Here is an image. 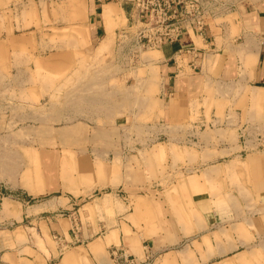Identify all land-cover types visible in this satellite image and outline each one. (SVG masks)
<instances>
[{
    "label": "crops",
    "instance_id": "obj_1",
    "mask_svg": "<svg viewBox=\"0 0 264 264\" xmlns=\"http://www.w3.org/2000/svg\"><path fill=\"white\" fill-rule=\"evenodd\" d=\"M0 1L7 4L13 0ZM84 1L87 28V34H85L87 49L84 52L93 53L92 56L96 57L95 50L99 48L101 50L98 54L99 63L115 59L113 66L120 64L124 58L123 49H125L121 46L123 41L121 37L125 35L132 37L142 27L140 22L136 23L131 5L113 0ZM219 1L230 4L232 22H222L218 20L219 17L209 19L208 27L202 34L185 23L184 31L178 40L154 49H147L151 52L144 57L141 65L152 71L157 84L155 83L156 87H150L152 84L149 77L142 81L151 88L148 98L145 99L146 105L143 102L145 106L140 102L143 91L132 92L131 96L127 97L130 100L127 104H130L131 112H124L122 91H116L111 95L100 93V105L97 102L99 97L91 96L87 109L90 116H99L102 123H104L103 118L110 114L105 113L109 109L115 117V125L125 124L129 119L133 121L136 115L147 114L149 118H152V122L156 121L158 125L164 127L189 124L192 117L196 119L192 126L196 131L206 129V126H213V128L224 126L226 129L223 130L236 131L243 142L240 141V145L230 140L214 143L218 161L233 162L243 156L245 159L251 157L256 159L254 162L257 168L264 171V0ZM108 4L117 9V17L113 16L115 20L110 25H107L103 18L104 6ZM120 13H123L126 19L124 23L117 20ZM23 36L24 34L14 36L13 24L8 22L5 11H0V47L4 49L13 41L16 44L23 39ZM68 56L72 59L74 55L69 52ZM91 64L90 61L89 65L92 67ZM20 78L21 84L27 83V79ZM94 79H90V84L97 82L101 87L113 82L120 83V79L116 77ZM11 80L12 77L9 76L0 77L2 92L7 91ZM217 87L228 88L226 90L230 92L229 98L221 97L219 94L223 93V90L217 92ZM20 91L27 92V88H21ZM234 91L239 94V97L235 95L237 101L235 104H240V100H243L242 108L233 109L226 105L233 93L237 94ZM252 94L254 98L257 96V101L260 100L263 104V119L258 117L253 119L249 113ZM21 98L20 96L18 99L21 101L20 109L27 106L22 103ZM114 98L117 102L112 105L109 99L114 100ZM213 99L220 101L221 110H223L220 114L214 110L218 109L217 106L211 104ZM119 103H122V108L118 105ZM97 104L101 111H96ZM145 109L147 113H143ZM207 110L210 111L209 120ZM26 117L21 113L19 119L24 122ZM222 117L226 118L225 123H222ZM234 117H239V120H236L237 124ZM93 123V119L92 121L73 120L67 126L54 128V130L68 129L79 132L82 128L92 131L96 127ZM115 130L120 131L118 128ZM214 131L217 132L220 129L215 128ZM70 139H66L69 140L67 143H64L66 140L53 141L52 139L53 142L50 144L44 143V140L39 142L38 139L29 144L26 140L21 141L20 146H59V148L83 146L99 148L102 151L108 147L121 148L117 152L109 151V160L101 157L90 158L91 165L86 172L72 175V181L70 180L67 185L73 191L68 193L77 197L62 196L61 199L63 205L72 208L75 204L73 199L91 194L92 197L96 196L84 206L91 204L88 205L91 211L105 215L101 217L102 223L96 219L88 221V217H84L87 225L81 226L73 237L70 233L71 228L68 226L70 224L68 218L60 216L53 219L51 217L52 221L48 223L41 216L44 210L35 213L29 211L26 214V211L23 213L21 210L23 206L21 202L14 198L9 199L10 197L3 198L5 201L1 208L5 215L19 216L20 220L29 217L31 219L28 221L29 225L37 224L39 227L37 233L42 234L38 237H43L47 244H44L43 249L37 247L36 243L35 247H32L27 243V238L29 230L34 228L29 226L15 228L10 237H0V264H113L109 257V250L114 246H122L134 256L142 255L143 248L148 247L155 255L154 264H264V205L258 208H253L251 204L235 205L232 194L229 193L228 204L222 205L221 200L217 203V200L212 199L209 193L199 192L192 194L191 198L193 207L191 210L196 213L195 220L184 221L183 224L173 219L156 220L152 203L147 202L148 205H145L146 201L137 198L138 194L133 193L139 187L140 176L135 166V162L139 159V152L130 145L131 142L127 141L126 145L121 147L120 143L109 142L104 138L96 142L90 136L84 139ZM247 162L249 163V160ZM100 163L102 167H97L96 164ZM93 164L96 166L92 174ZM36 180L38 182V178ZM45 180L47 184H52L53 179L40 177L38 182L40 184L36 182L34 187L30 186L26 191L27 196L51 192L47 191L49 190L47 187L50 186L45 187ZM32 190H36L37 193L32 194ZM125 195L128 202L124 199ZM262 195L264 198V193ZM100 202L107 203V206L104 207ZM4 203L7 205L6 210L3 209ZM154 203L159 211L170 208L166 204L163 206L156 201ZM98 205L101 207L99 210L96 209ZM109 211L112 212V217H109L107 213ZM78 218L81 221L79 215ZM52 234L62 236L61 245L66 247L62 253H59V244L55 243Z\"/></svg>",
    "mask_w": 264,
    "mask_h": 264
},
{
    "label": "rangeland",
    "instance_id": "obj_2",
    "mask_svg": "<svg viewBox=\"0 0 264 264\" xmlns=\"http://www.w3.org/2000/svg\"><path fill=\"white\" fill-rule=\"evenodd\" d=\"M229 5L220 3L218 20L232 22ZM0 11H5L8 22L13 24L14 36L24 34L23 39L16 44L13 41L4 49L0 47V77H12L7 91L0 90V237H10L15 228L29 226L34 229L29 230L27 243L32 247H35L36 243L40 249L47 244L43 237H38L42 234L37 233L39 231L37 224L29 225L28 221L31 220L29 217L20 220L19 216L5 215L1 208L5 201L3 198L10 197L9 199L14 198L21 202L23 205L21 210L23 213L26 211V214L29 211L35 213L44 210L41 216L48 223L52 221L51 217L68 218L70 220L68 226L73 237L81 226L87 225L84 217H88V221L99 220V223H102L101 217H105L100 212L91 211L88 206L91 204L84 206L91 199L96 198V196L92 197V194L73 199L75 204L72 208L63 205L61 199L62 196L77 197L68 193L72 190L67 185L70 180L72 181V175L86 172L91 165L90 158L101 157L109 160L108 152H117L121 148L108 147L102 151L99 148L83 146L63 148L20 146L21 141L26 140L29 144L34 143L36 139L50 144L58 139L75 140L90 136L95 142L104 138L109 142L120 143L121 147L126 145L127 141L131 142L130 145L139 152V159L136 162L134 159V162L140 176L139 187L133 193L138 194L137 198L144 199L145 205L152 203L156 220L173 219L179 224L195 220L196 213L191 210L193 209L191 198L192 194L199 192L209 193L217 203L221 200L222 205L228 204V193L232 194L235 205L251 204L253 208L264 205L262 200L264 171L257 168L254 162L256 159L251 157L245 159L244 156L233 162L217 159L214 143L230 140L240 145L239 142H243L236 131L223 130L226 129L224 126L219 128L206 126V129L196 131L192 127L196 120L194 117L189 124L164 127L158 125L156 121L152 122V118L147 114L136 115L133 121L129 119L125 124L116 125L115 117L109 109L103 110L106 111L105 113H110L103 118L104 123L99 116L89 115L87 107L91 96H98L99 104L100 93L111 95L116 91H122L124 112H131L130 104H127L130 100L127 97H130L132 92L143 91L140 102L146 105L145 99L148 98L151 88L142 81L149 77L152 84L150 87H156L157 83L152 71L141 65L144 57L151 52L147 49H138L137 53L128 54L129 45L125 44L124 58L116 66H113L115 59L99 63L98 54L101 52L99 48L95 50L96 57L92 56L93 53L84 52L87 49L84 0H13L7 4L0 1ZM115 15L117 17L115 12H110L108 17L103 16L107 25L113 23ZM117 20H124L121 13ZM69 52L74 55L72 59L68 56ZM90 61L92 67L89 65ZM108 76L120 79V83L113 82L102 87L97 82L90 84L92 78L95 80L94 78ZM20 77L27 79V83L21 84ZM24 87L27 88V92L21 93L20 89ZM217 89V92L223 90V93L219 94L221 97L229 98L230 92L226 90L228 88L217 87ZM235 95L239 97L238 92L233 93L226 105L233 109L242 108L243 100H240V104H235ZM253 95H251L249 113L253 119L256 117L263 119V104ZM20 96L22 103L27 105L22 109L19 107ZM116 102L115 98L109 99L112 105ZM98 104L95 106L96 111H101ZM211 104L217 106L218 109H214L217 114L223 112L220 101L213 99ZM118 105L122 108V103ZM148 106L151 107L149 103ZM86 111L88 113H85ZM209 112L208 110L206 112L208 120ZM21 113L27 116L24 122L19 119ZM143 113H147V109L143 110ZM223 117L222 123H225L226 118ZM234 118L237 124L236 120H239V117ZM92 119L94 127L96 126L92 131L82 128L79 132L68 129L54 130L67 126L73 120L92 121ZM117 128L120 131L115 130ZM215 128L220 131L215 132ZM52 139L54 140L51 141ZM67 142L69 140L64 143ZM96 165L101 167V163ZM96 165H92V174ZM40 177L53 179L51 185L45 180V187L50 186L51 188L47 187L49 189L47 191L51 192L27 196L26 191L30 186L36 185L37 178L40 182ZM124 199L128 202L126 195ZM155 201L170 208L159 211V208L155 207ZM102 204L104 207L107 206V203ZM3 209H7L6 203ZM96 209H101L100 205L96 206ZM107 213L112 217L111 211ZM158 222L162 223V221ZM52 236L55 243L59 244V253H62L66 248L61 245L62 236L58 234ZM142 256L143 253L138 257Z\"/></svg>",
    "mask_w": 264,
    "mask_h": 264
},
{
    "label": "built area",
    "instance_id": "obj_3",
    "mask_svg": "<svg viewBox=\"0 0 264 264\" xmlns=\"http://www.w3.org/2000/svg\"><path fill=\"white\" fill-rule=\"evenodd\" d=\"M113 1L130 4L136 23L142 25L132 37H121V46L129 45L128 54L175 42L183 33L185 23L202 34L208 27V20L218 16L220 3H223L219 0ZM109 257L113 264H154L155 261L148 247L144 248L143 257H137L122 246H114L109 250Z\"/></svg>",
    "mask_w": 264,
    "mask_h": 264
},
{
    "label": "bare ground",
    "instance_id": "obj_4",
    "mask_svg": "<svg viewBox=\"0 0 264 264\" xmlns=\"http://www.w3.org/2000/svg\"><path fill=\"white\" fill-rule=\"evenodd\" d=\"M108 6H110L109 4L104 8V13L103 14H106V15H103L105 18L106 17H108L109 15H110V12H115L116 14H117V9L114 7V6H110V7H108ZM114 8V9H113ZM106 9V10H105ZM110 10V11H109ZM123 14V13H122ZM122 17H123V15H122ZM124 18V17H123ZM126 19H124L123 21H125ZM123 21H122V23H123ZM108 25H110V24H108ZM48 160V159H47ZM102 167V166H101ZM50 169V168H49ZM103 169V168H102ZM105 169V168H104ZM45 170V169H44ZM52 170H53V167H52ZM103 171V170H102ZM105 171V170H104ZM40 172V171H39ZM49 172H50V170H49ZM56 172H58V171H56ZM41 174V173H40ZM56 176V175H55ZM78 181V180H77ZM45 182V181H44ZM78 183V182H77ZM32 192V194H36L37 193V191L36 190H32L31 191ZM150 231H152V230H150ZM155 231V230H154ZM153 231V232H154ZM149 249V248H148ZM150 250V249H149ZM143 252H144V250H143ZM138 257V256H137ZM143 257V256H142ZM156 259V258H155ZM154 263H155V261H154Z\"/></svg>",
    "mask_w": 264,
    "mask_h": 264
}]
</instances>
